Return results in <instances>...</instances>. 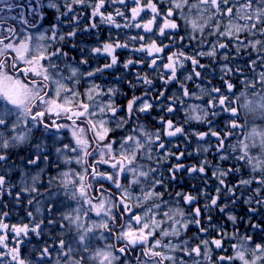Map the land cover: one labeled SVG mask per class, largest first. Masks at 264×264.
<instances>
[{"label":"snow or ice","instance_id":"1","mask_svg":"<svg viewBox=\"0 0 264 264\" xmlns=\"http://www.w3.org/2000/svg\"><path fill=\"white\" fill-rule=\"evenodd\" d=\"M262 212L264 0H0V264H264Z\"/></svg>","mask_w":264,"mask_h":264},{"label":"trees","instance_id":"2","mask_svg":"<svg viewBox=\"0 0 264 264\" xmlns=\"http://www.w3.org/2000/svg\"><path fill=\"white\" fill-rule=\"evenodd\" d=\"M14 2H16V1L14 0ZM15 11H17V10H14V12H15ZM13 15H15V13H13ZM108 31H113V32H115L116 30H115V29H107V28H104V30L101 32V39H105V38H107V33H108ZM80 39H83L85 42L91 44V43L94 42V39H95V38H94V37H92V38H88V37H80ZM233 51H234V50H233ZM127 56H128V52H127L126 50H119V57H120V60H121V61H124L125 58H126ZM203 62H204V63H208L207 60H205V61H203ZM101 63H103V60H101ZM129 78H131V77H129ZM108 80H112V77L109 76V77H108ZM108 80H106V81L104 82V83H105V86H107ZM213 83H216L217 85H219V80H218V78H217L216 80H214ZM122 86L125 88V91H129V90L127 89L126 85H122ZM237 87H239V85H237ZM137 94H139V90H137ZM129 95H131L130 91H129ZM121 102L123 103L124 101H121ZM257 123H259V122H257ZM194 126H195V125H194ZM209 159L211 160L212 157L210 156ZM185 162L191 164V163H197L198 161L196 160L195 157H191V158H187ZM213 163H215V161H213ZM224 166L227 167V166H228L227 163H225ZM208 174H211V170H209ZM194 184H195V186H196L195 189H192V185H193V183H191V186H190V187L185 186V185H181L180 188L182 187V188L186 189V191H188V190L191 189L193 192H194V191H195V192H198L199 189H200L201 187H203V184H202V182H201L200 180H197V182L194 183ZM174 187H175L176 191H178V187H176V186H174ZM19 215H21V216L24 215V213H23L22 210L20 211ZM214 216H215L216 219H218L219 214L216 213V215H214ZM16 218H17V216H16V214L14 213L13 216H12V221H13V222L16 221ZM194 231H195V230L193 229V230L189 233V235H191L192 232H194ZM26 250H27V249H26ZM26 250H25V251H26Z\"/></svg>","mask_w":264,"mask_h":264},{"label":"rangeland","instance_id":"3","mask_svg":"<svg viewBox=\"0 0 264 264\" xmlns=\"http://www.w3.org/2000/svg\"><path fill=\"white\" fill-rule=\"evenodd\" d=\"M17 3H21L23 4L25 2V0H15ZM14 2V0H13ZM14 12V11H13ZM209 178H211V174H208ZM234 180V178H233ZM197 180H194V179H191V178H188V177H184L183 179V183L179 185L178 187V191H186V189L184 188H180L181 185H185V186H188L190 187L191 186V183H196ZM213 185L215 184L214 181H212ZM174 191H176L175 187H174ZM195 193V191H194ZM223 202V199L221 200V203ZM230 211H235V213L237 214L238 217H244L245 219L247 218V208L246 206L240 202L238 203V205L235 207V209H229ZM214 215H216V213H214ZM215 217V216H214ZM258 220H264V212L261 213L260 217L257 218ZM214 222H220V217H218V219L215 218ZM239 228H240V231L243 233L245 231H248L250 234H251V229L244 223H241L239 225ZM195 230V229H194ZM254 242L255 243H261V242H264V233H255L254 234ZM27 251V250H26Z\"/></svg>","mask_w":264,"mask_h":264},{"label":"flooded vegetation","instance_id":"4","mask_svg":"<svg viewBox=\"0 0 264 264\" xmlns=\"http://www.w3.org/2000/svg\"><path fill=\"white\" fill-rule=\"evenodd\" d=\"M17 11H18V10H17ZM13 13H15V14H16V11H15V12H13ZM13 13H12V14H13Z\"/></svg>","mask_w":264,"mask_h":264}]
</instances>
